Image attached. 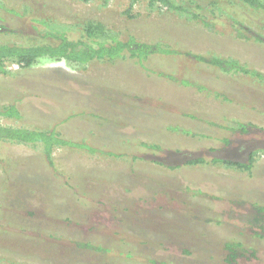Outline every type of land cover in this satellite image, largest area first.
<instances>
[{
    "label": "rangeland",
    "instance_id": "obj_1",
    "mask_svg": "<svg viewBox=\"0 0 264 264\" xmlns=\"http://www.w3.org/2000/svg\"><path fill=\"white\" fill-rule=\"evenodd\" d=\"M107 1L0 0V45L52 43L43 21L72 26L68 37L80 39L82 22L94 21L181 53L150 57L147 71L127 55L84 67L5 61L0 107L14 104L20 117H0L1 127L51 128L97 151L61 147L51 166L38 145L0 143V264H225L226 242L257 253L239 251L231 264H264L251 207L264 206V81L184 55L230 58L264 74V43L234 30L264 39V10L174 0L208 30L161 4ZM217 158L252 167L210 163Z\"/></svg>",
    "mask_w": 264,
    "mask_h": 264
},
{
    "label": "trees",
    "instance_id": "obj_2",
    "mask_svg": "<svg viewBox=\"0 0 264 264\" xmlns=\"http://www.w3.org/2000/svg\"><path fill=\"white\" fill-rule=\"evenodd\" d=\"M88 1V0H84ZM106 3L108 2L105 0ZM138 0H131L133 5ZM150 5L161 4L167 10L173 11L179 16H186L191 19L198 20L208 30L212 29V25L195 13H191L188 8L181 6L174 0H146ZM252 9L264 10V0H239ZM215 6V3H213ZM52 24V25H51ZM40 25H45L46 31L45 37L49 40H53L52 43L19 46L14 44L0 45V72L3 70V64L5 61L13 60L16 63L22 65L25 68L31 67L39 59L47 58L56 61H65L70 64L84 67L93 61H114L117 59L125 58L126 55L130 59H134L136 63L144 70H148L144 62L154 55H179L180 51L172 49L168 46H162L160 43H142L136 41L132 37H124L120 33L114 32L112 29H107L103 24L94 21H85L80 25V39H70L68 34L74 31L72 26L54 25L43 21ZM59 27V28H58ZM1 28V27H0ZM234 29V28H232ZM236 37L240 40H249L253 37L254 40L264 43V39L256 37L244 28L234 29ZM197 62L203 63L207 66L215 68L226 75H240L258 81H264V74L260 73L256 69L249 65L242 64L236 60L230 58H223L207 54L206 56L192 55L191 53H185ZM182 84L189 85V82L182 81ZM202 90V89H200ZM0 117L7 118H19L20 114L17 107L14 104L1 106ZM238 125H236L237 127ZM241 129L243 125H239ZM188 133L187 131H182ZM15 143L23 145H38L41 149L43 157L46 159L49 165H52V154L55 149L61 147H74L84 149L89 153L97 151L94 147H91L85 143H73L61 138L60 134L55 129H40V128H3L0 126V143ZM107 155H113V153H105ZM204 161L202 159L192 160L190 164H200ZM212 164H221L228 168L237 169L239 171L250 172L252 164L251 162H232L228 160L213 159L210 161ZM186 192L191 195H196L198 192L192 189H187ZM255 212L252 220L253 226L257 227L262 233H264V206H258L256 204L251 205ZM225 249L227 256L224 258L225 264L233 263L236 254L241 251L246 253L249 257L256 256V250L251 247H244L240 242H226ZM77 246L85 247L87 249H95V251H105L101 247H94L91 244L78 243ZM239 252V256L242 254ZM127 258L132 257L131 254L126 255ZM150 264H156L155 260H149ZM166 264V263H158Z\"/></svg>",
    "mask_w": 264,
    "mask_h": 264
}]
</instances>
